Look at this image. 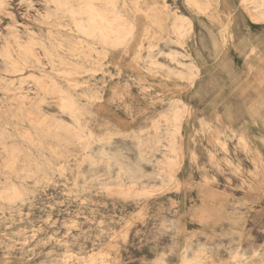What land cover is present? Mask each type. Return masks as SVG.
Listing matches in <instances>:
<instances>
[{"label": "rangeland", "instance_id": "374dc122", "mask_svg": "<svg viewBox=\"0 0 264 264\" xmlns=\"http://www.w3.org/2000/svg\"><path fill=\"white\" fill-rule=\"evenodd\" d=\"M5 4L0 49L9 41L24 55L13 35L34 39L43 64L5 72L0 55V264H264V19L254 4L116 0L120 36L134 32L108 50L67 12L44 19L55 11L47 0ZM172 50L198 66L194 83ZM43 74L73 95L75 115L45 95ZM176 108L172 182L158 172L173 154L144 140L162 121L165 134Z\"/></svg>", "mask_w": 264, "mask_h": 264}, {"label": "bare ground", "instance_id": "6f19581e", "mask_svg": "<svg viewBox=\"0 0 264 264\" xmlns=\"http://www.w3.org/2000/svg\"><path fill=\"white\" fill-rule=\"evenodd\" d=\"M48 2L54 4L55 6V11L54 13H47L45 14V17H43L44 19L47 18V17H51L53 14H58L60 13L59 11L61 12H67L69 15L73 16V18L75 17L76 18V25H77V29L79 32H81L84 36H86L87 38H91L93 41H95L96 43H101L104 47L107 46V50L110 49L108 47H115L117 44L123 42L124 40L126 41V39L128 40V35L129 34H132L134 32V26H128L129 28L127 30H125V33L126 35L125 36H120V33L122 32L120 26L121 24H126V22L123 20V18H125L124 15H119V13L117 12V9H116V0H80V3L77 5V6H73V5H70V0H47ZM242 1V0H240ZM245 1H249L251 3L254 4V8L258 9V15L260 17H262L264 19V0H244V6H245ZM6 3V0H0V11L4 9V5ZM251 8V7H250ZM252 8V9H254ZM257 11V10H256ZM47 15V17H46ZM65 16V15H64ZM255 15H253L254 17ZM120 18L121 21H118L119 19L117 18ZM251 17V16H250ZM252 19V18H251ZM48 20V19H46ZM186 20V19H185ZM129 25V24H128ZM132 25H135L132 23ZM126 27V26H125ZM176 27V26H175ZM178 27V26H177ZM170 29V28H169ZM174 29V28H173ZM176 29V28H175ZM185 29V28H184ZM179 30V29H177ZM31 31V30H30ZM36 34V32H35ZM179 34V33H178ZM185 34V33H183ZM181 35V34H180ZM18 34H15L13 35V41L15 42L16 46L19 48V50H23L24 52V55L21 53V52H18L17 54H15V48L11 47L12 46V43L11 42H6L7 44L5 46H2V48L0 49V55L2 57V61L1 63L4 65L3 66V70L5 72H10V73H18L20 71H23L24 69L26 68H31V69H36L38 67H40L42 64H43V60L39 57V54L36 52L35 50V46L33 47V44L31 45V41H33L34 39H32L30 41L29 44L25 45L23 44V42H21L19 39H18ZM22 38V37H21ZM12 39V37H11ZM9 40V39H8ZM90 40V39H89ZM12 41V42H13ZM11 43V44H10ZM27 43V42H26ZM14 44V46H15ZM36 44V43H35ZM46 43H41L40 45L44 46V52H45V57L46 59L48 60V62L50 63V65L52 67L56 66V60L54 59V55H53V51H50L48 50V47L49 45H46L48 47L45 46ZM51 46L50 47H53L52 46V43H49ZM96 45V44H94ZM40 46V47H41ZM50 49V48H49ZM52 49V48H51ZM165 53V52H164ZM166 57L171 60L172 62H174L176 65H179V66H182V67H186L185 70L183 71V69H181V71H183L184 73H186L188 75V77L190 78V81L191 83H194L195 80L197 79V77L199 76V68L198 66H196L194 64V62H187V61H184L182 57H186V54H181L179 53L178 51H168L166 52ZM156 56V55H155ZM93 57V56H92ZM153 57V56H152ZM155 58V57H154ZM152 60V63L153 62V59L151 58ZM150 60V62H151ZM158 62V61H157ZM42 63V64H41ZM59 63H64V62H59ZM58 63V64H59ZM156 63V62H155ZM154 63V64H155ZM159 63V62H158ZM163 64V63H162ZM81 65V64H80ZM170 70V69H169ZM98 73V72H96ZM29 75H31V73H29ZM28 75V76H29ZM36 74H34L35 76ZM53 75V74H52ZM33 76V73L32 75ZM27 77V76H26ZM38 77V76H37ZM37 77H35V79L37 80ZM41 77V76H40ZM15 79V78H14ZM24 79V78H23ZM45 80L47 82H45ZM14 81V80H13ZM41 81H44L43 83V86L41 89H43V92H45V95H49V96H53V97H56L60 100V103L63 107V109L65 111H69L71 114L73 113H77L78 112V106L76 104V101L73 97V95L65 88V86H61L60 83L52 76H46L45 74H43V76L41 77ZM227 81V80H226ZM39 82V81H38ZM36 82V83H38ZM10 83H11V80H10ZM13 83V82H12ZM9 84V82H8ZM2 85V83H1ZM19 86V85H18ZM8 87V86H7ZM8 90V89H7ZM16 91V90H15ZM12 92V91H10ZM27 96V94H26ZM39 96V95H37ZM41 97V96H40ZM3 100V99H2ZM25 102V100H24ZM23 102V103H24ZM35 102V99L34 101ZM39 102V101H38ZM40 103V102H39ZM178 103V102H177ZM33 104V103H32ZM41 104V103H40ZM175 104V103H174ZM31 105V104H30ZM34 105V104H33ZM179 109H180V106H178ZM177 107V108H178ZM22 108V107H21ZM27 108V107H26ZM173 108H174V105H173ZM176 108V109H177ZM176 109H172L173 111H175ZM183 109V108H182ZM40 110V109H39ZM23 111V110H22ZM178 112H180L178 109H177V113L175 112L173 118L171 117H165V120H164V124H166L167 126V132L164 134L161 127L163 125V121L162 122H159L157 124H155L153 126V131H151V136L148 137L147 140H144V142L146 141V143H149L150 147L152 149H156V150H159V148L161 147H165V148H168L171 153L173 154V158L175 159L173 162L170 160V157L168 155H165L163 156V158L161 160H159V174H161L164 178H168V179H171L172 180H176L178 175L175 171V168L174 166L179 164L181 162V158H182V152H181V149H183V147L179 148L178 146V140H177V133H179L178 131H180V125H178L176 123V121L178 120ZM184 112V111H183ZM17 114V112H16ZM48 115V114H47ZM75 115V114H74ZM53 116V115H52ZM50 116V117H52ZM180 116V115H179ZM21 117V116H20ZM19 117V119H20ZM61 120V119H60ZM24 121V120H23ZM79 122V120H77ZM56 123V122H55ZM58 123V128L59 130L61 129H67L66 131H68V125H65V123H62L60 121L57 122ZM41 124V122H40ZM49 124V123H48ZM47 124V125H48ZM78 124V123H77ZM44 125V124H43ZM42 125V126H43ZM53 125V124H52ZM80 125V124H79ZM82 125V124H81ZM10 126V125H9ZM18 126V125H17ZM37 126V124H36ZM41 126V125H40ZM39 125L37 126L40 127ZM41 126V127H42ZM19 127V126H18ZM47 127V126H46ZM52 127V126H50ZM54 127V126H53ZM56 127V126H55ZM54 127V128H55ZM76 127V126H75ZM83 127V126H82ZM34 128H35V125H34ZM48 128V127H47ZM70 128V127H69ZM77 128V127H76ZM51 129V128H50ZM57 129V127L55 128V130ZM57 129V130H58ZM70 130V129H69ZM142 130V129H141ZM45 131H48V130H45ZM63 131V130H61ZM65 131V132H66ZM74 131V130H73ZM78 131H80V129H78ZM51 132V131H50ZM53 132V131H52ZM66 132V133H67ZM76 132V131H74ZM82 133H86L85 131H81ZM143 132V131H142ZM150 132V131H148ZM46 133V132H45ZM147 133V132H146ZM3 133H1L2 135ZM33 134V133H32ZM31 134V135H32ZM80 134V132H79ZM87 134V133H86ZM91 134V133H90ZM1 135H0V138H1ZM43 135V134H42ZM40 135L39 137L41 138ZM74 135V134H73ZM88 135V134H87ZM4 136V135H2ZM77 136V135H76ZM74 135V137H76ZM83 136V135H82ZM89 136H93L92 134L89 135ZM140 136V134H139ZM32 136L30 137H26L27 138H31ZM147 137V135H146ZM23 138V137H22ZM62 138H63V135H62ZM82 138H86L85 137H82ZM91 138V137H90ZM93 138V137H92ZM65 139V138H64ZM76 139L78 140L79 138L76 137ZM88 139V138H87ZM141 138L138 139V142L141 143L143 141H139ZM6 140V139H4ZM24 140V138H23ZM28 140H33L32 139H28ZM2 141V140H1ZM26 141V140H24ZM80 141V140H79ZM82 141V140H81ZM38 143L40 142L39 140L37 141ZM36 142V143H37ZM18 143V142H17ZM35 143V141H34ZM35 143V144H36ZM37 143V144H38ZM72 143V142H71ZM181 143V142H180ZM14 144V147L9 149V153L11 155V159H14L15 160V154H17L16 152L19 150L17 145L16 148L15 147V143ZM20 144V143H19ZM40 144V143H39ZM38 144V145H39ZM2 145V143H1ZM7 145V143L5 144ZM28 145V143H27ZM36 145V146H38ZM66 145V144H65ZM181 145V144H180ZM44 146V144H43ZM42 146V147H43ZM182 146V145H181ZM6 147V146H5ZM4 147V148H5ZM149 147V146H148ZM64 151L66 152V147H64ZM6 149V148H5ZM45 149V148H44ZM70 149V148H69ZM46 150V149H45ZM20 151L25 152L24 150L20 149ZM183 151V150H182ZM20 153V152H19ZM21 154V153H20ZM29 154V153H28ZM106 154V153H104ZM144 154V153H142ZM141 154V155H142ZM19 155V154H18ZM140 155V154H139ZM184 155V154H183ZM114 156V155H112ZM117 156V155H116ZM18 157V156H17ZM25 157V156H24ZM108 158V156H105ZM140 157V156H139ZM118 158V157H117ZM28 159V158H27ZM111 159V158H110ZM109 159V161H110ZM141 159V158H140ZM143 159V158H142ZM113 160V159H112ZM111 160V161H112ZM116 160V158L114 159ZM5 161V160H4ZM3 161V162H4ZM110 161V162H111ZM119 161V159H118ZM12 164L13 163H16L15 161L13 162V160H11ZM101 162V161H100ZM108 162V161H107ZM7 163V162H6ZM31 163V162H30ZM122 163V162H121ZM9 164V163H7ZM41 164V163H40ZM108 164V163H107ZM120 164V162H119ZM50 165V164H49ZM110 165V164H109ZM122 165V164H120ZM119 165V166H120ZM1 166V165H0ZM7 166V165H6ZM10 166H13L10 164ZM125 166V165H124ZM15 167V165H14ZM25 167V166H24ZM36 167V166H35ZM123 167V166H122ZM11 168V167H10ZM40 168V167H39ZM25 169V168H24ZM33 169V168H32ZM12 170V169H11ZM121 170V169H120ZM127 170V169H126ZM26 171V170H25ZM45 171V170H44ZM41 172V170L39 171ZM43 172V171H42ZM125 172V170H124ZM28 173V172H27ZM30 173V171H29ZM123 173V172H122ZM133 173V172H131ZM13 174V173H12ZM35 174V173H34ZM127 174V173H126ZM28 175V174H27ZM32 175V174H31ZM120 175V174H119ZM123 175V174H122ZM78 176V175H77ZM134 176V175H133ZM139 177L141 175H138ZM160 176V175H159ZM118 177V176H117ZM121 177V176H120ZM119 177V178H120ZM126 177V176H125ZM135 177V176H134ZM162 177V178H163ZM138 178V177H137ZM95 179V178H94ZM167 179V180H168ZM23 180V179H22ZM26 180V179H25ZM135 180V178H134ZM9 181V180H8ZM133 181V180H132ZM134 182V181H133ZM173 182V181H172ZM132 183V182H130ZM101 184V183H100ZM135 184V183H134ZM164 184V183H163ZM23 185V184H22ZM122 185V184H121ZM120 185V186H121ZM173 185V184H172ZM17 186V185H16ZM16 186H13V188H16ZM101 186V185H100ZM106 186V185H105ZM119 186V187H120ZM138 186V185H136ZM146 186V185H145ZM166 186V185H165ZM18 187V186H17ZM102 187V186H101ZM113 187V186H112ZM131 187V186H129ZM135 187V186H134ZM20 188V187H19ZM115 188V187H114ZM126 188V187H125ZM123 188L121 193L123 194H126V195H131V192L128 191L130 189H125ZM150 188V187H149ZM161 188V187H160ZM163 188V187H162ZM10 189V187H9ZM18 189V188H17ZM21 189V188H20ZM18 189V190H20ZM110 189V188H109ZM155 189V188H154ZM166 189V188H165ZM14 190V189H13ZM23 190V189H22ZM106 190V189H105ZM120 190V189H118ZM117 190V191H118ZM134 190V188H133ZM136 190V189H135ZM142 190V189H141ZM144 190L146 191L147 190V187L146 189L144 188ZM151 190V189H149ZM147 192V194H150L152 193L153 190H151V192ZM139 191V190H138ZM144 191V193H146ZM135 192V191H134ZM13 193V192H12ZM21 194L23 193H26L25 191L23 192H20ZM136 193V192H135ZM135 193L132 194L134 195L135 197ZM142 193V192H141ZM1 194V193H0ZM137 194H139V192H137ZM154 194V192L152 193ZM11 195V194H10ZM20 195V194H19ZM25 195V194H24ZM28 195V194H27ZM8 196V195H7ZM15 196V195H14ZM13 196V197H14ZM21 196V195H20ZM23 196V195H22ZM142 196V195H141ZM3 197V196H1ZM9 197V196H8ZM18 197V196H16ZM24 197V196H23ZM130 197V196H129ZM5 198V197H4ZM7 199V198H6ZM14 199V198H13ZM16 199V198H15ZM20 199V197H19ZM8 200V199H7ZM17 200V199H16ZM6 201V200H5ZM10 201V199H9ZM15 201V200H13ZM8 202V201H7ZM2 210V208L0 209ZM10 210V209H9ZM22 212V211H20ZM74 224V223H73ZM115 236V235H114ZM23 242V241H21ZM109 242V241H108ZM26 243V242H25ZM30 249V248H29ZM203 249V248H202ZM106 251V250H105ZM100 253V252H99ZM104 253V252H103ZM95 255V254H94ZM186 255V254H185ZM80 256V255H79ZM93 256V255H92ZM186 257V256H185ZM84 260V259H83ZM92 260V259H91ZM201 262V261H200ZM202 263V262H201ZM87 264V263H86ZM89 264V263H88ZM108 264V263H107ZM184 264H191L190 263V259L188 257L185 258L184 260Z\"/></svg>", "mask_w": 264, "mask_h": 264}]
</instances>
